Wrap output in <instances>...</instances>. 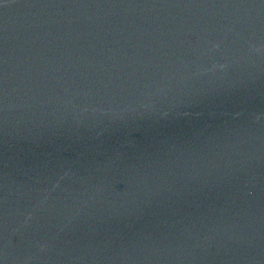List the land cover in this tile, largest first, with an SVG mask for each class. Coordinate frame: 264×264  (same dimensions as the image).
I'll return each instance as SVG.
<instances>
[{"label":"water","instance_id":"water-1","mask_svg":"<svg viewBox=\"0 0 264 264\" xmlns=\"http://www.w3.org/2000/svg\"><path fill=\"white\" fill-rule=\"evenodd\" d=\"M0 264H264V0H0Z\"/></svg>","mask_w":264,"mask_h":264}]
</instances>
